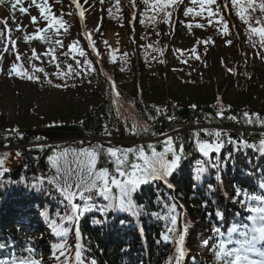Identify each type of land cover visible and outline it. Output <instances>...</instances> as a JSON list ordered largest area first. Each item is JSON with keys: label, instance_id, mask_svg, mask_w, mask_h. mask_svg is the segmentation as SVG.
I'll return each instance as SVG.
<instances>
[{"label": "trees", "instance_id": "trees-1", "mask_svg": "<svg viewBox=\"0 0 264 264\" xmlns=\"http://www.w3.org/2000/svg\"><path fill=\"white\" fill-rule=\"evenodd\" d=\"M91 1L93 0H82V3L90 6ZM97 1L98 4L105 6L102 28L106 24L118 23L120 30L123 31L121 34H125L127 38V41L119 44L116 48H109L102 38L103 61L105 66L111 69V79L121 94V104L119 103L121 115L119 116L116 112L118 101L112 94L110 83L87 50L76 21L61 13V11H65L63 8H69L66 2H58L60 10H54L52 14L56 15L58 19L63 18L68 26V32L65 33L61 29L58 34L54 30L47 33L52 40L59 39L65 46L58 47L55 54L60 62L59 69L55 67L56 61H51L49 55H44L49 48L48 44L38 40L26 42L25 32L21 29L18 30L15 26L11 28L10 40L13 43H8L6 48L8 51L0 49V57H2L0 63L22 65L24 70L40 78L39 82H35L16 77L12 81L8 95H6L15 105L14 120L9 121L0 115V148L5 144H10V147L13 145L23 146L20 152L23 153V158L31 164L29 172H32L30 176L15 173L5 179H0V242L8 240L10 243L17 244V247L25 244L32 246L34 242L37 254H42L45 264H58L53 258L54 254L50 245L61 242V238L52 236L49 233V228L46 232L34 233L30 227L27 228L25 225H22L23 227L19 224L13 225L11 219L3 220L2 213L6 212V203L14 204V202H17L19 210H30V205H33L38 214L42 211L41 203L45 208L50 209L53 216L55 211L62 210L58 206L59 195L55 190L51 191V196L45 194L51 189V186L43 185L42 191H37L33 187L39 183L36 177L41 175L47 177L49 174L51 167L47 162V156L53 152L61 151L64 148L89 147L97 143H106L112 146L113 142L117 143V141L125 142V145L131 144L132 147L157 143L158 140L164 138L162 135L142 134L137 136L130 133L132 118L135 116L141 122L148 121L146 113H151L156 117L153 128L155 132L161 134L167 132L173 137L179 135L185 140L190 139V132L193 131H200L203 135L205 131L222 130L226 135L234 134L236 136L234 138L238 139L241 144L247 140L258 145L259 139L264 136V128L259 125L247 126L243 123L242 117L244 111L259 113L264 117V49L259 45L260 38L249 34L248 25L236 15L237 9L231 5V2L229 3V18L236 24L238 34L231 30L227 16L218 4L219 2L215 3L217 12L229 25L230 34L224 36L222 23H217L221 16L207 17L202 29L193 26L189 30L186 27V19L189 16H185L183 10L185 6H188L190 0H184V3L179 5L178 14L183 19L179 20L177 24H175L174 17L177 9L175 11L173 8L168 9V11H173V16L170 23H164L162 13L154 12L150 7L144 5L142 0H137L136 33L132 40L129 38L131 32L127 25L126 11L122 1L119 0V8L116 7L114 0L111 2L105 0L103 4L100 0ZM109 8L113 9L112 16L114 18H109ZM145 12L148 13L147 17L143 15ZM246 15L254 27H259L255 23L257 18L264 20V14L260 13L258 9L256 11L250 9ZM95 16H98L97 12ZM153 16H155V20L152 19ZM141 20L144 23H141ZM70 21L72 22L70 23ZM44 22L47 27V22ZM197 30L200 31L201 37L195 45L197 49L194 53L195 58L192 57L190 60L194 65H202L204 71L207 69L216 71L219 76L213 75L212 82L204 76L206 72L202 71L201 74L194 72L191 76L199 77L201 75L200 83L182 79L179 87L172 90L169 86V77L162 75L158 67L163 63L167 64L169 59L174 56L173 54L179 52L178 50L183 47V38L195 36ZM75 40H79L80 45L87 53V59L93 62L96 71L85 69L79 76L70 75L64 77L63 80L58 79L56 73L67 71L68 64H72L77 71L83 67L84 58L77 56L81 64L76 65L71 55L64 56V52L70 50L69 46ZM204 40H207L208 43H198ZM229 40H231L230 45L227 43ZM149 44L154 45L157 49H163V55L159 51L146 48ZM38 47L44 48L43 54L37 50ZM33 49L39 54L38 59L33 58ZM114 50L117 57L115 62L111 59ZM17 54L21 57L19 60L16 59ZM125 54L127 55L125 56ZM197 55L200 57L199 60L196 59ZM33 64L37 68H43L44 73L33 72ZM49 79L52 80V84H49ZM216 81L224 85L218 87ZM57 84H60L61 87H55ZM43 91L62 92L67 99L76 98L82 105H87L89 108V112L83 116L76 113V115L82 116L80 121H76L77 117H71L70 110L66 111L62 108L57 110L59 116L57 127L67 126L75 129L74 133L65 134L67 137H74V140L62 144V147L45 143L46 139H43L42 135L40 137H38L39 135L32 136V138L28 136V131L32 129L30 127L32 125L28 122L29 118L33 116L31 106L35 105V96ZM6 96L0 94V101L2 97ZM221 101L225 117L236 115L240 119L239 123L227 118L222 119L216 114ZM154 107L166 109L167 113L175 116L176 119L169 123L166 116L153 110ZM126 120L127 124H125ZM148 122L151 123V121ZM72 123L74 126H71ZM105 125L111 132V136L105 134ZM202 126L204 128L199 130ZM8 129H19L22 138L11 136L6 139V136L9 135L6 133ZM35 133L32 132V135ZM203 138L214 140V137L209 138L206 135H203ZM41 147L44 149L43 151H40ZM189 148L191 146L186 145V149ZM158 150H162V148L158 146ZM219 155L222 162L221 169L210 168L209 173L203 175L200 182H195V163L198 159L207 158L192 150L191 158L185 160L181 168L170 178L174 190H168L162 184L160 185L162 197H175V202L178 205L177 211L180 213L177 225L180 232L182 215L180 204L185 208L184 220L189 228L188 264H214L211 247H205L202 241L208 239L209 245H213V241L216 239L214 227L224 226V223L214 215L217 209L223 211V220L228 223L243 221L249 227L251 226V221L247 220L248 213L242 210L238 203L232 202L234 199H240L235 196L236 187L248 190L253 195H264V188L260 187L261 184H264V155L260 154L257 149H243L242 147L237 149L232 146L225 147ZM215 158L216 154H213L212 159ZM103 166L112 168V165L106 162L105 157L101 156L98 167ZM217 177L222 178L220 187ZM17 179L22 181V186L8 184L9 180ZM210 186L215 191H210ZM38 195L41 198H38ZM156 197L157 192L154 191V186H146L143 193L136 196V200L139 204L147 205L148 210L161 211L164 214L156 203ZM24 200H30V202L33 200V202L27 203L26 207ZM93 217L99 218V214H86L81 220L83 233L81 242L84 244L85 254L89 261L95 259L97 264H163L165 256L174 250V246L171 244L156 243L159 233L164 230L165 222L162 220L157 221L154 217H141L140 222L143 223L141 231L138 229V222H134L127 215H117L103 226L90 225V220ZM41 218L43 219L42 216ZM121 219L128 222L121 226ZM108 226L110 230L113 228L120 230V235L106 236L108 231L105 230ZM67 243L70 245L76 243L74 226L73 233L67 239Z\"/></svg>", "mask_w": 264, "mask_h": 264}, {"label": "snow or ice", "instance_id": "snow-or-ice-1", "mask_svg": "<svg viewBox=\"0 0 264 264\" xmlns=\"http://www.w3.org/2000/svg\"><path fill=\"white\" fill-rule=\"evenodd\" d=\"M60 2V0H58ZM103 4L105 0H100ZM111 2V0H110ZM116 7L119 8V0H114ZM135 6V0H130ZM231 5L237 9L236 15L239 19L248 25V32L251 35L258 36L259 45L264 49V20L257 18L255 23L259 27L252 26L249 17L246 13L251 9L252 11L259 10L264 14V0H230ZM10 4V10L14 13L19 7V11L22 14H28V9L21 6L22 0H0V5ZM40 12L44 21L47 22V27L36 28L35 35L25 36L26 42L31 40H38L49 45L44 55H49L51 61H56L55 67L60 68V62L56 57V51L59 48L65 47L63 42L59 39L52 40L47 35L50 31L59 33L61 29L65 33L68 32V26L63 18H57L52 14L51 8L47 3V0L43 2H37V0H31ZM72 4L79 9L80 19H84V10L79 3V0H71ZM142 3L150 7L154 12L163 14V22L170 23L173 16V11H168L169 8H173L175 11L180 4L184 3V0H142ZM192 5H199V11L194 7L185 6L183 14L185 16L202 17L207 10L209 18L221 16L217 11H212L211 6L216 3V0H190ZM227 7V4L224 5ZM113 9L109 8V18L112 16ZM63 15V14H62ZM71 15V13H68ZM145 17L148 13L143 14ZM119 19L120 17H115ZM31 22L37 24V17L31 16ZM135 17H133V20ZM155 20V16L152 17ZM5 26H7V19L0 20ZM131 22V21H130ZM144 23L143 20L140 21ZM222 23L223 35L228 36L229 25L226 21H223V17L217 21ZM122 26V25H121ZM195 26L196 28H204L203 24L197 23L195 25L189 23L186 27L191 30ZM19 30V29H18ZM94 31L99 32L100 29ZM9 36L11 35V29H8ZM4 35L0 32V37ZM159 35V33H157ZM84 38L87 40L88 46L92 52L96 54L97 58L100 57V53L96 48L95 40L92 35L86 30L84 32ZM10 43H13L11 40ZM107 45V41H104ZM198 43L207 44L208 41H199ZM230 45L231 40L227 41ZM255 47V44H253ZM68 52H64V56H72L76 65H80L81 61L78 57L84 58L83 67L80 71L74 69L72 64L67 65V71L57 72L58 79L63 80L64 77L70 75H81V73L87 69L96 71L93 62L87 59V53L85 49L80 45L79 40L73 41ZM146 48H151L153 51H159L163 55V49H157L154 45L149 44ZM3 51L7 52L8 49ZM33 58H39V54L33 49ZM182 51V50H178ZM193 53H196L197 49L193 47L191 49ZM127 54H125L126 56ZM21 57L17 54L16 59ZM31 59V58H30ZM113 62L116 61L115 50L111 56ZM123 59V57H122ZM199 60V55L196 56ZM2 61V57H0ZM147 61V58H146ZM163 63L164 61H160ZM186 63V61H182ZM33 72L44 73L43 68H37L36 65H32ZM123 70V69H122ZM231 71V70H229ZM0 73L6 75L27 79L28 81L39 82V76L34 75L23 69V66H17L16 63H12L10 69L5 73L0 63ZM107 75V74H105ZM111 81V78H108ZM49 84H52V80L49 79ZM112 90L117 97L118 106L116 109L117 115H121V105H119L120 93L117 90L114 81H111ZM55 87H61L60 84ZM195 107V106H193ZM156 113L166 116L169 123L175 120V116L167 113L166 109L161 107H154ZM231 111V109H228ZM222 119L227 118L233 122H240L239 117L236 115H230L225 117L224 106L222 101L219 105V110L216 113ZM148 121L141 122L135 116L132 118L130 127V133L133 135H151V136H163L162 140H158L157 143H147L139 147H113L97 143L89 147H81L79 149L64 148L61 151L53 152L47 156V162L51 166L47 177L41 175L36 177L39 181L34 185V189L42 191V186L47 184L51 186L45 194L51 196V191L55 190L59 195L58 206L62 208L60 211H55L52 215L49 208H45L41 203L40 207L42 211L39 215L46 221L47 227L50 229V234L54 237L61 238V242L50 245L51 251L54 254L53 258L58 264H97L95 259L88 260L85 252L83 240V233L81 227V220L86 214L98 213L99 218L93 217L90 220L92 226H103L110 222L115 216L127 215L132 218L134 222H138V229L143 230V223L141 217H154L157 221H164V230L159 233V237L156 241L157 244H171L174 246V250L171 254L165 256L163 264H186L189 257V251L186 247V238L189 233V228L185 222L183 225L182 233L178 230V220L180 213L177 211L178 205L175 202V197H162L160 194V185L162 184L168 190H174V185L171 179L180 168L182 163L191 158L192 150L198 153L200 156L207 158L198 159L195 163V176L194 181L200 182L202 176L208 174L211 169L220 170L221 160L220 155L222 150L227 146H232L237 149L241 147L243 149H257L260 154L264 155V136L259 139V144L251 143L245 140L242 144L236 138H232L230 135H226L222 130L217 131H205L203 135L214 140L204 139L200 131L190 132V139L185 140L179 135L173 137L167 132L157 133L153 130L156 117L151 113H146ZM243 123L247 126L259 125L264 128V117L259 113H250L244 111L242 113ZM127 124V120L125 121ZM105 134L111 136V132L108 131L107 126H104ZM118 130V129H117ZM6 133V139L14 136L15 138H22L19 133V129H8ZM186 145H190L191 148L186 149ZM10 144H5L4 147L10 148ZM158 146L162 150H158ZM147 149V150H146ZM44 149L41 147L40 151ZM216 154V158L213 160L212 156ZM101 156L105 157L107 163L112 165L110 169L108 166L98 167ZM23 153L19 150L13 152H5L0 155V179H5L11 175L12 169L7 166V162L11 159L17 161L22 159ZM38 159V157H37ZM54 170V171H52ZM222 182V178L217 177ZM8 184L13 186H22L20 180H9ZM146 186H154V191L157 192L156 203L163 210L150 211L147 205L139 204L136 200L137 195L143 193V189ZM260 187L264 188V184ZM210 191H215L210 186ZM235 196L239 197V200L234 199L233 203H238L239 207L244 210L247 215V220L251 221V226L243 223H233L225 233L221 230V227H214L215 240L213 245H209L208 239H203L205 247H211L212 255L214 257V264H264V195H253L248 190L240 187H236ZM206 206V205H205ZM214 215L222 222L224 219L223 211L217 209ZM128 221L125 219L120 220L121 226H124ZM76 243L70 245L67 243V239L73 233ZM0 264H45L42 254H37V249L33 242L32 246L21 245L17 247V244L10 243L8 240L0 242Z\"/></svg>", "mask_w": 264, "mask_h": 264}, {"label": "rangeland", "instance_id": "rangeland-1", "mask_svg": "<svg viewBox=\"0 0 264 264\" xmlns=\"http://www.w3.org/2000/svg\"><path fill=\"white\" fill-rule=\"evenodd\" d=\"M223 5H225L228 0H220ZM37 2H43V0H37ZM54 0H47L48 5L50 8L54 9L56 6L54 4ZM125 5L127 7L128 15L131 19V16H133V10L134 6L130 2V0H125ZM23 7L28 9V14H22L19 11V7L15 10L13 21L14 23L22 28L27 36H32L36 34V28H41V24L39 21L42 19V16L39 12V10L32 5L31 0H22ZM52 9V10H53ZM199 11V9H196ZM103 9L99 12V15L103 13ZM103 15V14H102ZM13 16L12 11L10 10V4L6 3L5 5H0V20L7 19V21L10 19V17ZM31 16L37 17V24H33L31 22ZM191 22H201L197 20V17H191L190 21H188V24ZM83 23V30H85L92 35L94 40L96 41L97 45L100 44V39H104L108 41L110 45H112L114 48H116L119 44L124 43L126 40H123V35L121 34L123 31L120 30V27L117 24H106L103 28L100 29L101 22L99 21V17L95 16V19L93 17V13L89 11L84 12V19L82 20ZM187 23V19H186ZM7 26H5L2 22H0V30L6 29ZM100 29L99 32L94 31L95 29ZM100 34V39H97V36ZM121 34V35H120ZM183 49L182 51H185V55L183 57L182 54L176 53L167 64H161L158 67V70L162 72V75H166L170 79L169 86H171L172 90H175L177 87H179L180 81L182 79L185 80H192V81H198L200 83L201 81V75L199 77L191 76L194 72L201 74L203 70L202 65H194L190 58L194 57V53L191 51L193 47L196 45V40L191 39L190 37L183 38ZM2 38L0 37V41ZM109 45V48H110ZM100 49V48H99ZM223 49V48H222ZM221 49V50H222ZM224 53H226L225 50H223ZM101 51L99 50V53ZM195 58V57H194ZM186 61V63L182 62ZM4 72L6 73L10 69V65H2ZM109 71V69H107ZM106 70V71H107ZM107 71V72H108ZM206 74H204L205 77L210 79L213 82V75H218L219 73H216V71L211 70H205ZM215 73V74H213ZM191 76V77H190ZM15 78V75L9 76L4 73H0V94H3L4 96L8 95L9 88L12 85V80ZM187 80V81H188ZM217 82V81H216ZM216 84V83H215ZM218 87H220L221 84L217 82L216 84ZM191 86V85H189ZM208 94V93H207ZM205 94V95H207ZM202 95V94H199ZM34 101V107L33 109V116L29 118L30 124L32 126V129L28 131V136L32 138L31 135L32 132H36L38 137L42 135L43 139H46L45 143H49L51 145H60L62 147V144L73 141L74 137H67L66 135L63 136L61 139H56L57 134H55L56 129L54 128V124L59 121V116L57 110L62 108L66 111H71V117H74L76 121H80L81 117L85 115L87 112H89V108L87 105H82L76 98L74 99H67V97L61 92H48L43 91L35 96ZM15 105L13 101L10 98L2 97V100L0 101V115L4 116L7 120L13 121L15 117ZM76 113L81 114L76 115ZM73 114V115H72ZM71 126H74V123H72ZM39 127H43L40 128ZM204 127H200L199 130H202ZM44 135H43V134ZM48 133V134H46ZM232 138L236 137L234 134L230 135ZM103 145L110 146L109 144L102 143ZM126 143L117 141V143L113 142V147H123ZM130 145V144H127ZM127 147V146H126ZM21 148L23 146H17L13 145L10 148L2 147L0 148L1 152L0 155L3 154V152H15L17 150L21 151ZM14 161L11 160L10 162H7L10 166H13L12 163ZM22 167V165H19ZM50 166V165H49ZM51 167V166H50ZM13 170V169H12Z\"/></svg>", "mask_w": 264, "mask_h": 264}, {"label": "bare ground", "instance_id": "bare-ground-1", "mask_svg": "<svg viewBox=\"0 0 264 264\" xmlns=\"http://www.w3.org/2000/svg\"><path fill=\"white\" fill-rule=\"evenodd\" d=\"M124 38H126V35H125V34L123 35V39H124Z\"/></svg>", "mask_w": 264, "mask_h": 264}, {"label": "water", "instance_id": "water-1", "mask_svg": "<svg viewBox=\"0 0 264 264\" xmlns=\"http://www.w3.org/2000/svg\"><path fill=\"white\" fill-rule=\"evenodd\" d=\"M60 130H64V129H60ZM22 163H19V165H21ZM22 171V170H21Z\"/></svg>", "mask_w": 264, "mask_h": 264}]
</instances>
